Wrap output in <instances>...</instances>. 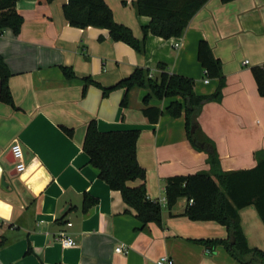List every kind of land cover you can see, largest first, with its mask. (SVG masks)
<instances>
[{
	"label": "crops",
	"instance_id": "obj_1",
	"mask_svg": "<svg viewBox=\"0 0 264 264\" xmlns=\"http://www.w3.org/2000/svg\"><path fill=\"white\" fill-rule=\"evenodd\" d=\"M134 1L106 3L115 20L142 39L151 17L138 15ZM67 2L19 0L20 34L9 28L0 34V55L12 73L9 86L16 105L0 100V200L13 206L11 220L0 217V239H8L0 249V264H157L166 255L174 264H241L223 245L209 249L196 241L227 238L226 226L184 215L187 198L179 200L175 215L167 208L169 177L210 169L208 154L188 138L185 116L164 114L150 123L143 112L148 88H133L129 105L123 106L125 88L104 96L101 87L86 85L84 78L109 88L146 67L156 79L163 72L191 77L198 94H212L219 80L207 77L198 59L199 43L207 40L222 61L226 86L221 102L204 105L199 122L215 141L224 171L253 168L256 153L264 149V97L252 72L264 63V0H209L182 37L149 33L144 53L115 41L108 29L72 26L64 14ZM62 67L72 69L75 77H66ZM175 99L152 98L149 104L165 110ZM92 120L102 132L140 129L138 161L147 171L149 197L163 205L161 226L142 228L122 193L100 178L83 148ZM62 126L72 129V136ZM16 141L26 165L35 157L52 177L42 191L31 190L21 179L11 150ZM3 176L8 190L1 187ZM86 193L99 201L84 212ZM65 214L66 223H59ZM240 218L249 245L264 251V221L256 206L243 207ZM63 232L77 245L64 247ZM120 245L124 252L116 251Z\"/></svg>",
	"mask_w": 264,
	"mask_h": 264
},
{
	"label": "trees",
	"instance_id": "obj_2",
	"mask_svg": "<svg viewBox=\"0 0 264 264\" xmlns=\"http://www.w3.org/2000/svg\"><path fill=\"white\" fill-rule=\"evenodd\" d=\"M19 0H0V34L11 29L19 35L24 17L17 10ZM52 3L54 0H45ZM234 0H222L228 3ZM209 0H135L133 5L138 15L151 17V22L143 28L144 37L137 38L132 29L114 18L106 0H68L64 5V14L69 23L78 28L94 26L108 29L115 41H123L140 53L146 51V37L149 33L170 39L182 37L192 20ZM198 59L212 79L219 84L212 94H198L195 80L191 77L163 72L160 79L151 77V70L137 67L133 73L112 87H103L92 78H84L103 89L104 96L118 88L126 89L123 106L129 105V92L136 87L148 88L150 92L144 98V115L150 123H157L164 114L177 118L185 116L188 138L193 146L208 154L209 170L190 175H176L166 180L165 192L167 208L171 215L181 198L189 203L184 215L192 220H214L226 226L228 236L224 239L196 240L209 249L223 245L228 253L241 264H264V251L251 247L243 231L240 210L254 204L264 221V149L256 153L257 164L253 168L224 171L215 141L201 127L199 117L204 105L211 101L221 102L224 97L226 77L223 64L217 58L207 40H201ZM165 68V63L159 64ZM68 78L75 77L72 69L62 67ZM258 85V91L264 97V63L252 68ZM12 73L4 58L0 55V100L16 106L9 86ZM152 98H177L166 109L149 104ZM196 131L191 133L192 128ZM62 130L72 136L73 130L65 126ZM140 129L102 132L96 120L89 122L83 144L91 164L99 170V175L112 189L119 190L126 205L136 211V217L145 228L151 223L162 225L163 205L160 200L149 197L146 186L147 171L139 163L137 143ZM139 182L132 185V182ZM193 200V202H190ZM98 198L86 193L83 199L84 212L98 203ZM66 214L58 221L65 224ZM8 244V239H0V249ZM31 248L28 252H31ZM45 264V263H43ZM60 264V263H58Z\"/></svg>",
	"mask_w": 264,
	"mask_h": 264
},
{
	"label": "clouds",
	"instance_id": "obj_3",
	"mask_svg": "<svg viewBox=\"0 0 264 264\" xmlns=\"http://www.w3.org/2000/svg\"><path fill=\"white\" fill-rule=\"evenodd\" d=\"M13 152L21 158L23 161V151L20 145H16L13 148ZM18 168L23 169L22 180L26 181L27 186L34 191H42L46 187L47 183L51 181L52 177L47 173L46 168H44L41 162L35 157L32 161L25 167L22 162L18 165ZM13 206L3 200H0V217L4 219H12Z\"/></svg>",
	"mask_w": 264,
	"mask_h": 264
},
{
	"label": "built area",
	"instance_id": "obj_4",
	"mask_svg": "<svg viewBox=\"0 0 264 264\" xmlns=\"http://www.w3.org/2000/svg\"><path fill=\"white\" fill-rule=\"evenodd\" d=\"M177 45H179V43H177ZM206 82H209V79H206ZM20 145L21 147V150L23 151V147H22V144L19 142V141H16L13 143L12 147H11V150H12V153L14 155V158H15V162H16V169L18 172L22 173L23 172V169H20L18 168V165H20L22 162L24 163L25 167H27L26 163H25V160H24V151H23V161L21 160V158L19 156H17L14 152H13V148L16 146V145ZM190 202H193V200H190ZM71 225V223L69 224ZM62 245L64 247H74L77 245V241L69 236L67 233L63 232L62 233V236H61V239H60ZM116 251L118 252H124L125 251V248L124 246L120 245L116 248ZM157 264H174V260L172 257L166 255V256H162L158 261H157Z\"/></svg>",
	"mask_w": 264,
	"mask_h": 264
},
{
	"label": "water",
	"instance_id": "obj_5",
	"mask_svg": "<svg viewBox=\"0 0 264 264\" xmlns=\"http://www.w3.org/2000/svg\"><path fill=\"white\" fill-rule=\"evenodd\" d=\"M196 131V128L195 127H193L192 128V130H191V133H194ZM9 182H7V180H6V177L5 176H3L2 177V180H1V187L3 188V189H5V190H8L9 189Z\"/></svg>",
	"mask_w": 264,
	"mask_h": 264
}]
</instances>
